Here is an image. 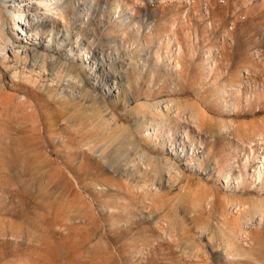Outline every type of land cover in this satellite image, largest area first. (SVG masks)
I'll use <instances>...</instances> for the list:
<instances>
[{
  "label": "rangeland",
  "instance_id": "1",
  "mask_svg": "<svg viewBox=\"0 0 264 264\" xmlns=\"http://www.w3.org/2000/svg\"><path fill=\"white\" fill-rule=\"evenodd\" d=\"M54 1L37 45L0 0V48L31 47V81L0 78V264H264V181L225 131L264 121V0ZM186 127L203 163L176 169Z\"/></svg>",
  "mask_w": 264,
  "mask_h": 264
},
{
  "label": "bare ground",
  "instance_id": "2",
  "mask_svg": "<svg viewBox=\"0 0 264 264\" xmlns=\"http://www.w3.org/2000/svg\"><path fill=\"white\" fill-rule=\"evenodd\" d=\"M2 1L4 2L5 5L15 7L16 11H18V18H17L16 23H14V30L16 32H18L20 34V36H22V38H24V42L27 44H31L33 42L34 44H37V45H43V42H45V39H43V37L41 35H38L37 30L33 27V22H35V20H37L34 16H35V14H37V12H39L37 10H39V8H42V7H45L46 9H48V7L51 6V9L54 10L56 8L54 6L56 1H54V0H38V2H35V3H33V0H15V1L14 0H2ZM50 1H52V2H50ZM57 1H59V0H57ZM149 1H152V0H149ZM8 2H11L12 4H9ZM9 13H10V16H13L11 11H9ZM20 18L22 19V21H19ZM37 39H39V41ZM9 41H11V40L8 39L6 42L9 43ZM53 42H54V39L48 38L47 44H52ZM60 49L62 50L63 47H60ZM27 50L30 51L31 47L30 46H23V48H21V49H15L13 47H10V48L4 49V50H2V48H0V78L4 74V75L10 77L11 81H15L17 79H22L23 77H25L26 80H30V76H26L25 74L21 73V70H17L19 67L18 54H20L23 51H25V53H26ZM63 50H66V49L64 48ZM248 98H249V96H248ZM262 99H263L262 94L257 96L258 106H260ZM255 100H256V97L251 102H254ZM163 105L165 108H169L171 106V103L170 102H163ZM162 114H163V112H162ZM177 114H178V112H177ZM182 116H183V113H182ZM197 116H199L198 113L191 114V117L186 116V118H184V119L186 120L185 122L187 123V125L190 126V123L196 122ZM255 123H257V122H255ZM252 124H254V123H252ZM261 124H262V126H261ZM261 124H260V126L262 129V127H264V121ZM253 126L255 127L256 125H253ZM257 126H258V124H257ZM251 127L252 126L250 123H240L239 125L237 124V127L236 126L231 127L229 125H225V131L231 132V130H233L235 132V136H237L238 142L242 146V149L245 150V147H248V151L245 150V153H244V163H243L244 168L247 171H249V170L254 171L257 175L255 178V182L257 181L256 182L257 184H262L264 181V131H261V129H260V132L254 138V141H256V143H253L254 142L253 140L252 141L248 140L249 135L251 136L252 133H254V131H255L254 129H253L254 130L253 131L252 130L253 127L252 128ZM186 130H187V132L185 134V137L187 139V142L183 139L176 138L175 142L171 143V148H173V149H171L167 153V157L169 159H172V161L174 163H172L169 160H166V163L171 167H175L176 169H178V167H177L178 165L175 166V163H177V161L174 159V157L179 158V159L180 158L186 159V161L183 163L188 165V166H190L192 163H197L201 167L202 166L201 164L203 163L202 159L200 158V157H204V151H202V150H201L202 153L199 154L196 158H193V157L187 158V155H189V154L199 153L200 148L204 149V143L202 140L197 141V139L194 138L193 134L191 136L189 127L188 128L186 127ZM198 130H200V129L197 128L196 131H198ZM255 144L259 145L258 148H260L262 150L263 154H261L260 156H256V150L254 148ZM254 158L256 160L257 159L259 160L256 168H252L253 166L251 165V162ZM188 168L193 169L194 166L188 167ZM255 173H254V175H255ZM235 178H236L235 183L237 184V186L240 185L242 180H243L242 176H236Z\"/></svg>",
  "mask_w": 264,
  "mask_h": 264
}]
</instances>
